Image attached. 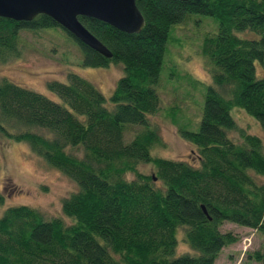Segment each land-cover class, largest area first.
I'll list each match as a JSON object with an SVG mask.
<instances>
[{
    "label": "trees",
    "instance_id": "obj_1",
    "mask_svg": "<svg viewBox=\"0 0 264 264\" xmlns=\"http://www.w3.org/2000/svg\"><path fill=\"white\" fill-rule=\"evenodd\" d=\"M135 4L144 21L137 32L78 16L109 57L45 14L0 16V61L20 54L21 30L58 25L78 44L81 64H121L107 97L70 70L65 81H45L56 98L0 77V136L24 141L75 183L61 199L68 221L27 203L2 210L0 264H214L221 248L237 240L219 229L226 221L262 235L249 255L264 264V144L232 115L241 109L264 130V0ZM185 21L210 76L196 128L177 125L194 164L150 152L161 144L148 118L158 109L159 72L168 45L178 40L173 30ZM180 230L190 250L175 254Z\"/></svg>",
    "mask_w": 264,
    "mask_h": 264
},
{
    "label": "rangeland",
    "instance_id": "obj_2",
    "mask_svg": "<svg viewBox=\"0 0 264 264\" xmlns=\"http://www.w3.org/2000/svg\"><path fill=\"white\" fill-rule=\"evenodd\" d=\"M192 16L210 18L198 14ZM192 30V23L187 21L173 30V36L178 40L167 47L165 64L163 61L159 72L158 109L148 118L156 124L161 141L159 146L152 147L151 154L187 159L194 164L197 159L190 150L191 145L179 136L177 127L196 128L204 87L210 82V76L197 51V41L191 37ZM20 36L25 44L18 56L0 61V77L10 78L47 96L54 94L46 89L45 81L52 78L65 81L69 70L92 81L106 97L121 74L118 63L98 67L81 64L78 44L58 25L35 31L21 30ZM171 110L175 114L170 115ZM232 115L238 128L252 130L264 144V130L256 120L241 109H233ZM230 133L236 136L237 131ZM138 168L149 171L152 165L139 163ZM74 188V182L47 165L27 143L0 136V191L3 195L0 213L6 206L27 203L45 215L61 216L68 221L61 212V199ZM219 229L236 234L237 240L221 248L214 264H259L249 255L262 242L258 231L230 221L223 222ZM176 239L175 254L190 250L182 239L181 230Z\"/></svg>",
    "mask_w": 264,
    "mask_h": 264
},
{
    "label": "water",
    "instance_id": "obj_3",
    "mask_svg": "<svg viewBox=\"0 0 264 264\" xmlns=\"http://www.w3.org/2000/svg\"><path fill=\"white\" fill-rule=\"evenodd\" d=\"M38 13L49 16L77 40L105 57L111 52L78 16L101 20L125 32H137L144 23L135 0H0V16L28 20Z\"/></svg>",
    "mask_w": 264,
    "mask_h": 264
}]
</instances>
